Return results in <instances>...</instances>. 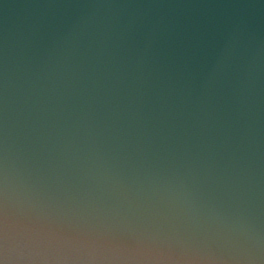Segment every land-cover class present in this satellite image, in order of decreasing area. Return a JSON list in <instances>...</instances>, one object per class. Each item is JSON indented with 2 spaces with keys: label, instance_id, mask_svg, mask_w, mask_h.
<instances>
[{
  "label": "clouds",
  "instance_id": "9594fccd",
  "mask_svg": "<svg viewBox=\"0 0 264 264\" xmlns=\"http://www.w3.org/2000/svg\"><path fill=\"white\" fill-rule=\"evenodd\" d=\"M0 264H264V0H0Z\"/></svg>",
  "mask_w": 264,
  "mask_h": 264
}]
</instances>
